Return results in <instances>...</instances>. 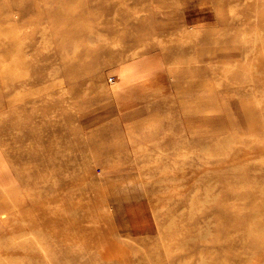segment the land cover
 I'll use <instances>...</instances> for the list:
<instances>
[{
  "label": "rangeland",
  "instance_id": "1",
  "mask_svg": "<svg viewBox=\"0 0 264 264\" xmlns=\"http://www.w3.org/2000/svg\"><path fill=\"white\" fill-rule=\"evenodd\" d=\"M262 202L264 0H0V264H264Z\"/></svg>",
  "mask_w": 264,
  "mask_h": 264
},
{
  "label": "bare ground",
  "instance_id": "2",
  "mask_svg": "<svg viewBox=\"0 0 264 264\" xmlns=\"http://www.w3.org/2000/svg\"><path fill=\"white\" fill-rule=\"evenodd\" d=\"M233 175V184L231 185L230 189L231 190H237V192L234 191L233 194V198H234V204L236 205H241L247 202V200L249 199V197H246L245 195L242 196L240 195L238 192V188H239V184H240V176L237 175V173L234 174V172L232 173ZM245 180H248V177L246 175H244ZM257 188H260V186H256ZM258 216L257 221L250 225L249 227V234L252 235L251 238H239V242L236 240L235 242L239 245H245V242H249L253 248H261L264 249V237L263 234H261L262 231H264V202L261 203V207L259 210H257L255 212ZM231 214V213H229ZM238 215V214H237ZM253 216H255L253 214ZM237 216H235L234 218L231 217V215H225L222 216L221 221H227V220H232V219H236ZM223 228L219 227L217 234H219V237H217V244L220 247V249H222V233H223ZM43 240V239H42ZM44 241L48 244L46 246V248L44 249V251H52L53 249L58 248L59 245H61V243L63 242L62 239H57L55 237H49V238H44ZM47 259V257H45ZM61 262H68V261H62V260H57V263Z\"/></svg>",
  "mask_w": 264,
  "mask_h": 264
}]
</instances>
